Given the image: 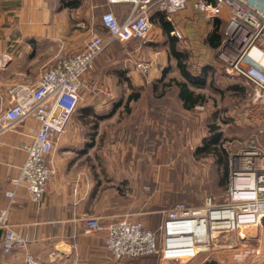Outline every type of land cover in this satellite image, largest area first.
<instances>
[{"label": "crops", "instance_id": "0c3cea01", "mask_svg": "<svg viewBox=\"0 0 264 264\" xmlns=\"http://www.w3.org/2000/svg\"><path fill=\"white\" fill-rule=\"evenodd\" d=\"M187 7L192 8L188 3L183 10ZM130 8V3L107 0H0V112L8 106L12 89L35 85L58 55L83 49L93 13L98 22L106 10L122 20ZM203 24L201 17L198 25ZM99 26L94 31L105 34ZM113 43L93 60L76 109L64 130L52 136L48 154L52 173L38 201L10 181L26 157L38 119L27 116L0 133V207L8 206L10 226L25 240L24 249L5 253L0 232V264H24L25 253L46 264H175L155 255L115 258L105 246L104 228L91 233L83 230V219L88 216L98 217L101 225L129 217L134 212L121 186L141 184L137 173L128 178L127 170L133 165L113 161V151L114 147L120 154L136 150L135 143L131 146L121 137L128 132L129 122H138L139 117L121 110L139 97H132L130 90L144 88L149 81L138 77L140 70L133 67L127 52L121 51L119 61L113 58V51L108 50ZM149 72V79L161 76L157 67ZM117 139L122 145L116 144ZM9 190L11 198L6 195ZM132 195L137 202L139 193Z\"/></svg>", "mask_w": 264, "mask_h": 264}, {"label": "built area", "instance_id": "2783aa9c", "mask_svg": "<svg viewBox=\"0 0 264 264\" xmlns=\"http://www.w3.org/2000/svg\"><path fill=\"white\" fill-rule=\"evenodd\" d=\"M107 2H127L131 8L122 20L111 10L103 11L99 23L105 34L91 32L81 51L58 55L35 85L12 89L8 106L0 112V133L27 116L39 121L19 172L10 179L13 185L23 187L32 201L41 199L46 189L52 173L48 159L53 147L52 136L64 130L68 117L76 109L83 78L93 60L114 41L150 40V11L159 10L168 18L190 3L193 10L209 20L224 18L216 58L227 71L253 85L255 99L264 107V0ZM171 34L182 37L177 28ZM259 132L264 133V124ZM229 155L230 180L223 201L215 203L208 197L202 207L176 202L160 211L161 220L155 229L129 217L101 225L98 217L88 216L83 219L84 232L104 228L105 246L118 259L154 254L163 260H183L202 250L209 232L211 235V232L234 230L242 223H259L264 216V150L252 139L248 146ZM6 195L11 198L13 191H7ZM9 214L8 206L0 207L1 249L5 253L25 247V240L10 226ZM23 262L46 264L29 253L24 254Z\"/></svg>", "mask_w": 264, "mask_h": 264}, {"label": "rangeland", "instance_id": "374dc122", "mask_svg": "<svg viewBox=\"0 0 264 264\" xmlns=\"http://www.w3.org/2000/svg\"><path fill=\"white\" fill-rule=\"evenodd\" d=\"M150 13V40L114 41L108 50L113 51L112 56L117 61L121 51L127 52L133 67L140 70L138 77L149 81L144 88L130 90L131 95L139 94V97L121 110L139 117L138 122H129V130L124 135L126 139L121 137L123 141L135 143L136 146H131L136 150L127 152L126 149L120 154L114 147L113 161L133 165L127 170L128 178L137 173L138 182H141L139 186H121L124 194H129L124 197L128 198L130 212H134L129 218L141 220L147 227L155 229L161 220L160 211L173 203L181 201L202 207L208 197L215 203L223 201L230 180L229 154L248 146L252 139L264 150V133L259 132L264 124V107L255 99L253 85L227 71L216 58V47L208 43L211 33L217 31L220 34L224 18L212 20L209 25V19L207 21L200 12L190 7L181 9L168 17L181 32L182 37L177 38L162 30L159 12ZM96 17L95 13L89 17L86 39L100 27ZM201 17L204 24L198 25ZM168 18L165 15V19ZM171 37L175 38V47L186 55L185 65L192 73L197 74L204 65L209 66L205 84L194 87L202 93L203 100L190 109L184 108L177 99L175 86L167 85L170 78L182 79L176 59L169 54ZM153 66L161 73L157 80L149 79ZM212 124L221 131L227 176L219 162V153L197 151L203 138L209 135ZM136 125L139 128L131 132ZM133 133L134 138H131ZM119 143L122 145L117 139L116 144ZM133 192L139 193L137 202ZM132 208L135 211H131ZM211 233L195 256L169 260L168 263L264 264V216L255 225L242 223L234 230Z\"/></svg>", "mask_w": 264, "mask_h": 264}, {"label": "trees", "instance_id": "16d2710c", "mask_svg": "<svg viewBox=\"0 0 264 264\" xmlns=\"http://www.w3.org/2000/svg\"><path fill=\"white\" fill-rule=\"evenodd\" d=\"M156 11L162 15L159 18L160 27L166 34H169V32L173 28L171 22L165 19V15H166L165 13L159 10H156ZM216 32L211 33L208 38V42L212 47H216L219 44L220 34ZM171 38H172V42L170 43L169 54H171V56H173L176 59V65L179 70V73L182 76V79L178 80L176 78H170L169 83L167 85L175 86L177 99L181 101L182 106L184 108L190 109L194 107L196 104L201 103L203 100L202 93L196 92L195 90L192 89V87H201L205 84L206 77H207L206 76L207 70L209 69V66L204 65L200 69L199 73L197 74L192 73L185 65L186 55L183 53V51H180L175 47L174 45L175 38L173 37ZM131 96L133 97L136 95H131ZM209 131H210L209 135L203 138L201 145L197 148V151L204 152V154L219 153V162L223 168L224 175L227 176L228 167H227V160L225 156L226 153L224 151V148L221 147V139H222L221 131L218 130V126L215 124H212L210 126ZM149 255H154V254H149ZM144 256H147V255H143L140 257H144ZM133 258H137V257H133Z\"/></svg>", "mask_w": 264, "mask_h": 264}, {"label": "bare ground", "instance_id": "6f19581e", "mask_svg": "<svg viewBox=\"0 0 264 264\" xmlns=\"http://www.w3.org/2000/svg\"><path fill=\"white\" fill-rule=\"evenodd\" d=\"M207 235L209 236V233H208ZM207 235H206V237H207ZM205 240H206V238H205ZM205 240H204V241H205Z\"/></svg>", "mask_w": 264, "mask_h": 264}]
</instances>
